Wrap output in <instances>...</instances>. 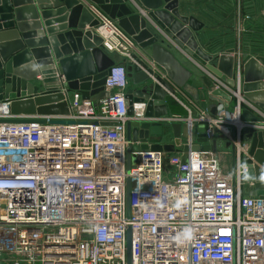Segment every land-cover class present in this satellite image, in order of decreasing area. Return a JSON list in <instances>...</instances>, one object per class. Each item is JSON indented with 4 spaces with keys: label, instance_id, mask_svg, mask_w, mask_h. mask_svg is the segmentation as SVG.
Returning a JSON list of instances; mask_svg holds the SVG:
<instances>
[{
    "label": "built area",
    "instance_id": "1",
    "mask_svg": "<svg viewBox=\"0 0 264 264\" xmlns=\"http://www.w3.org/2000/svg\"><path fill=\"white\" fill-rule=\"evenodd\" d=\"M92 12L104 49L133 61L132 37L99 7ZM242 64L234 69L232 100L217 103L215 114L213 103L202 108L196 98L194 116L184 103L186 116H146L147 100L133 101L129 115L124 62L112 65L104 84L108 96L99 99L68 91L57 68L60 84L51 90L64 94L67 114L15 116L10 101L1 100L0 264H264V197L247 193L242 179L249 149L243 130L264 129V122L242 118L243 107L258 109L242 96ZM135 120L204 123L209 141L218 129L231 142L232 167L225 168V152L147 148L132 153L128 169L127 124ZM173 142L170 129L161 144Z\"/></svg>",
    "mask_w": 264,
    "mask_h": 264
},
{
    "label": "water",
    "instance_id": "2",
    "mask_svg": "<svg viewBox=\"0 0 264 264\" xmlns=\"http://www.w3.org/2000/svg\"><path fill=\"white\" fill-rule=\"evenodd\" d=\"M89 1L96 3L116 20L144 49L145 55L133 53V61L127 62V75L137 85L127 90L129 115L134 111L133 101L144 100H147L146 116L167 115V97L175 94L177 88H184L190 93L196 89L198 98L202 99V108L208 107L207 99L215 101L210 107L211 114L216 113L217 103L229 105L232 95L209 75L211 73L225 84L234 86V57L230 54L234 50L215 57L205 52L193 34V31L202 28L203 23L194 16L182 15L178 9L179 0L136 1L147 11L148 19L202 66L205 73L200 76V81H189L194 72L163 44V40H159L152 26H148V19L134 12L126 0ZM98 23L95 14L80 0H0V101H10L8 109L12 115L69 112L64 94L51 90L60 84L58 67L67 80L68 91H80L84 98L108 96L104 87L106 76L112 65L124 62L125 58L119 53L109 54L104 49L102 37L95 31ZM153 62L166 71L171 83L154 73ZM152 75L157 82L151 80ZM37 76L41 78V85L34 82ZM241 92L243 98L264 113V56H252L243 62ZM242 118L256 124L264 122L263 116L255 114L248 107L242 108ZM170 129L174 142L161 144L162 135ZM215 133L216 138L209 141L204 133V123L174 122L162 125L130 121L127 124V138L132 144L127 149L128 169L134 158L132 153L147 148L166 152L181 149L186 152H217V140H223L225 136L218 129H215ZM243 139L249 145L243 159V163L248 165L243 182L252 183L255 194L264 197V129L245 127ZM183 140L190 141L192 145L179 147ZM148 143H152L150 147ZM127 184L129 207V180ZM127 256L130 263V229L127 232Z\"/></svg>",
    "mask_w": 264,
    "mask_h": 264
},
{
    "label": "crops",
    "instance_id": "3",
    "mask_svg": "<svg viewBox=\"0 0 264 264\" xmlns=\"http://www.w3.org/2000/svg\"><path fill=\"white\" fill-rule=\"evenodd\" d=\"M80 1L87 4L91 11L92 6L98 7V5L93 1ZM126 1L129 6L133 8L134 12H138L146 18L148 17L147 11L139 2L136 0ZM34 4L37 3L34 1ZM178 9L182 15L194 16L203 23L202 28L193 31V34L195 35L199 46L203 48L205 52L215 57L228 52L230 49L234 50L230 53L234 57V69L237 63H243L249 57L258 55L264 56V0H179ZM147 22L148 26H152L151 28L153 31L158 34L159 40H163V44L167 46L186 67L194 72L193 77L189 81H200V76L205 73L202 66L193 60L162 30H160L152 20L148 19ZM135 44L136 48L133 49V53H143L145 55L144 49L139 47L137 43ZM147 59L152 61L150 56H147ZM164 72L166 73L165 70ZM209 76L215 80L220 87L224 88L229 93H231L235 86L225 84L211 73ZM34 82L39 85L42 84L38 77H36ZM180 93H182V95H186L189 105L195 109V113L197 114L199 112V108L192 103L191 100L196 103L198 91L193 89L192 93H190L184 88L178 90V93L175 96L169 95L167 97L166 101L168 104L169 114H178L182 116L188 114L187 110L184 112L185 107L183 102L177 97ZM245 101L248 102L247 99H245ZM169 102L172 103L169 105ZM178 103L183 107V109L180 108ZM212 103H215V101L207 99L208 105ZM250 110L257 115H264V113L261 114L258 109L250 108ZM248 116L250 117L249 114ZM166 140H171V138L169 139V137H167ZM217 142L223 143L224 146L231 143L225 139H218ZM243 143L248 142L243 139ZM223 158L225 168L230 170L233 164L231 158L224 155L222 159ZM245 190L249 194H255L256 191L254 185L249 183L245 185Z\"/></svg>",
    "mask_w": 264,
    "mask_h": 264
},
{
    "label": "rangeland",
    "instance_id": "4",
    "mask_svg": "<svg viewBox=\"0 0 264 264\" xmlns=\"http://www.w3.org/2000/svg\"><path fill=\"white\" fill-rule=\"evenodd\" d=\"M239 28V27H238ZM237 28V29H238ZM124 63L127 65V60L126 61H124ZM129 85H130V87H136L137 85L134 83V81H133V78L131 77V78H129ZM177 97L184 103V104H186V105H188V106H190L189 105V102L187 101V97H186V95H182V93H180L179 95H177ZM172 102H169V105L171 104ZM175 103H177V102H175ZM179 104V103H178ZM180 105V104H179ZM180 108H182L183 109V107L180 105ZM191 110H192V112H193V116L194 115H196V113H195V109L193 108V107H191ZM183 111V110H182ZM184 112H186V109L184 108ZM188 115V114H187ZM186 116V115H185ZM171 137H169V139H170ZM223 143H219V149H218V152H225L224 153V156H227L228 158H231V153H232V150H231V145H229L230 147H227V146H224V144L222 145ZM221 159H222V157H221ZM224 160V158L222 159V161Z\"/></svg>",
    "mask_w": 264,
    "mask_h": 264
},
{
    "label": "bare ground",
    "instance_id": "5",
    "mask_svg": "<svg viewBox=\"0 0 264 264\" xmlns=\"http://www.w3.org/2000/svg\"><path fill=\"white\" fill-rule=\"evenodd\" d=\"M0 107H2V109L5 108V107H3V105H1Z\"/></svg>",
    "mask_w": 264,
    "mask_h": 264
},
{
    "label": "flooded vegetation",
    "instance_id": "6",
    "mask_svg": "<svg viewBox=\"0 0 264 264\" xmlns=\"http://www.w3.org/2000/svg\"><path fill=\"white\" fill-rule=\"evenodd\" d=\"M129 88H130V86H129Z\"/></svg>",
    "mask_w": 264,
    "mask_h": 264
}]
</instances>
